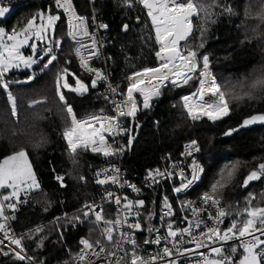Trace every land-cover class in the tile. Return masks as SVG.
I'll return each instance as SVG.
<instances>
[{
	"label": "snow or ice",
	"instance_id": "6c2138e0",
	"mask_svg": "<svg viewBox=\"0 0 264 264\" xmlns=\"http://www.w3.org/2000/svg\"><path fill=\"white\" fill-rule=\"evenodd\" d=\"M53 3L54 8L49 5L47 10L31 14L22 26L13 27L11 31L0 27V88L7 93L12 115L16 116V98L11 91H8L12 81L5 77L11 70L19 69L21 66L31 69L33 65L47 57L40 68L43 72L57 59L54 49L60 48L63 40L56 37L57 23L61 20V15L55 9L62 10L68 17L67 35L76 45L74 54L79 60L80 67L91 76L90 83H86L75 73H69L68 68H62L55 80L56 93L65 112L62 138L67 143L74 163H76L75 157L81 150L90 151L105 158L122 155L126 148L132 146L135 136L132 135L133 129L125 127L121 118H131L134 121L137 113L150 109L153 102L162 96V88L168 86L181 88L196 81L195 91L181 97L182 106L192 121L207 118L215 122L230 115V100L211 71L209 56L201 54L199 49H202L206 43L205 34L208 30L206 24L212 16L211 7H220L221 14H234L231 5L217 4V0H213L211 5L206 4L204 0H124L128 7H131L133 3H139L147 10L146 14L151 20L155 33V43L159 45V49L155 52L157 65L143 67L129 74L126 77L127 87L124 92L118 93V85L107 84V90L110 93L119 94L122 97L119 101L111 100L112 114H107L105 109H100L99 113L78 118L73 106L67 101L63 89L84 96L90 89H95L99 82L108 81V76L103 70L90 65V61L100 55V42L94 33L89 32L87 18L77 14L72 0H53ZM10 10L5 0H0V18L5 17ZM248 14L246 10V15ZM256 15L264 21V0H262L261 10ZM201 17L204 23L198 28L194 18ZM128 27V24L122 26L124 31H127ZM98 28L107 29L108 25L100 23ZM197 31H199L198 37H196ZM194 38L199 42L196 43ZM85 39L90 40L91 43L86 44ZM36 41L45 43L43 55L37 56L39 46ZM25 47L31 49V55L24 54L22 49ZM69 76L74 79V85L69 83ZM32 79L34 75L27 77L28 81ZM251 87L264 90V76L257 78ZM245 98H254L252 92L232 97L233 100ZM42 102V100L33 99L29 106ZM255 124H264V112L249 115L238 127L231 128L224 134L232 135L241 128ZM119 135H127V145L115 141V137ZM110 138H112L111 142ZM199 151L198 142L192 140L184 146V152L181 155L193 157V153ZM188 167L190 168L188 174H185L182 168L179 170L180 184L173 188L177 194L191 188L200 180L204 171L194 157ZM237 170L238 164H233L226 169V174L221 173V179L211 186V192H205L200 196L202 206H197L194 201L189 200L181 202V212L191 211V217L181 216V222L186 224L184 227H180L172 219L176 212L167 196L162 203L160 227L141 223V218L151 221L154 216L151 211L146 213L140 211L146 208L144 199L132 200L127 195L119 196L113 192H106L105 199L118 206L117 214L113 218L105 216L102 206L85 202L77 215L68 218L66 214L65 219L73 227L85 220L90 221L99 228L103 239L92 240L91 233L89 237H81L80 248L73 260L77 264H100V262L102 264H181L180 257L191 255L195 258H189L188 264H264V193L261 194V202H255L256 195L248 193L243 207L236 209V215L226 228H221L225 219L232 216L230 211L232 206L222 205L220 193L234 178ZM119 174L120 169L115 165L101 169L95 173V183L98 185L119 184L121 187L127 185L133 192H140L135 184L122 181ZM173 175L175 173L167 169L163 171L159 168L150 169L145 180L150 182L149 186H151V183L159 182L157 177L170 178ZM56 179L62 187L65 186L62 176H57ZM80 179L85 178L82 176ZM262 180H264V162L249 171L243 179L242 187L247 188L251 182ZM39 187L32 162L25 150L16 151L0 160V190H10L0 194V234H2L0 255L5 257L11 255L16 261H28L29 264L33 261L35 264H43L42 261H36L35 257L27 255L24 237L16 236L9 224V220L15 217L6 214V209L15 212L18 204L27 202L21 200V194L26 196L28 192ZM130 217L134 218V222L129 221ZM165 218H168L166 222ZM161 228L164 229L163 234H161ZM35 231L40 232L42 229L37 228ZM142 231H147L152 237L145 238L143 244L156 245L159 251L154 254L141 252L136 233ZM5 241H8L7 245ZM229 242H231L230 245ZM187 244L194 247H183ZM40 246H43L42 241ZM5 248H8V251H5ZM201 249H207V251H201Z\"/></svg>",
	"mask_w": 264,
	"mask_h": 264
},
{
	"label": "trees",
	"instance_id": "16d2710c",
	"mask_svg": "<svg viewBox=\"0 0 264 264\" xmlns=\"http://www.w3.org/2000/svg\"><path fill=\"white\" fill-rule=\"evenodd\" d=\"M10 2L19 3V6L1 20L8 29L22 26L26 18L39 8L47 10L49 5L54 8L53 0ZM73 2L79 13L90 14L94 7L107 21V32L112 40L109 48L112 55L110 71L115 81L122 82V89L127 84L125 77L131 71L157 64L155 52L159 45L155 43L151 20L142 5L133 3L128 7L124 0ZM204 2L213 4V0ZM217 4L231 5L234 14H221L220 7H211L212 16L206 24V43L199 52L209 55L212 71L230 100V115L215 122L207 118L192 121L182 106L181 97L196 87V81L181 88L165 87L152 107L140 113L137 122L140 134L132 146L126 148L122 162L127 175L141 179L148 170L161 165L163 155L176 158L184 139L197 137L204 171L192 192H211V186L221 179V173L226 174L227 168L238 164L234 178L220 193L225 207L232 206V216L226 218L223 224L227 227L236 215V209L243 207L248 193L256 195L255 202H261V194L264 193V180L251 182L247 188L242 187L249 171L264 162V124L242 128L229 136L223 135L239 126L249 115L264 112V90L251 87L257 78L264 76V21L256 15L261 10L262 0H217ZM60 15L56 34L68 26L65 15L62 12ZM194 23L199 28L204 23L203 18H194ZM124 24L129 26L127 31L122 28ZM198 36L199 31L196 33ZM54 54L57 59L43 72L40 68L47 57L35 65L36 73L31 81L18 80L28 76L30 71L13 69L6 75L5 79L12 81L8 91L16 98L17 115H12L7 93L0 88V160L13 152L25 150L40 185L39 189L28 192L26 196L21 194V200L27 202L18 204L15 212L10 211V216L15 218L10 219L9 224L24 237L26 252L43 264H74L73 256L78 250L80 238L89 237L90 233V238H95L99 236V231L88 220L71 226L65 215L71 218L80 209L66 213L67 203L81 205L94 197L98 185L90 177L86 180L80 177L88 175L90 167L105 160L100 155L81 150L75 157L76 167L65 175L64 188L56 179L59 175L48 166V157L60 145L54 131L64 128L65 124L63 105L56 93V75L62 68H68L69 73L74 71L86 83L91 80L80 67L74 54V43L69 37L60 48L54 49ZM69 79L74 83L71 76ZM245 92H252L254 98L232 99L234 95ZM64 94L80 116L102 108L109 109V105L98 98L96 88L90 89L84 96L67 89H64ZM33 99L43 102L30 107ZM6 191L0 190V193ZM37 228L42 231L36 232ZM0 264L25 263L16 261L10 255L0 259Z\"/></svg>",
	"mask_w": 264,
	"mask_h": 264
},
{
	"label": "built area",
	"instance_id": "2783aa9c",
	"mask_svg": "<svg viewBox=\"0 0 264 264\" xmlns=\"http://www.w3.org/2000/svg\"><path fill=\"white\" fill-rule=\"evenodd\" d=\"M5 2L7 4V6L10 7V9H11L10 12L19 6V3L10 2V0H5ZM25 3H28V1H25ZM72 3H73V6H74L77 14L87 18V24H88L89 32L94 33L97 37V40L100 42V49H99L100 55L98 57L94 58L92 61H90V65H91V67L99 68V69L103 70L108 76V81L99 82L96 89L98 92V98L103 99L109 105V109H106V108H102V109H105L107 114H112L113 105L111 104V100L119 101L122 99V97L119 94L113 95L112 93H110L107 90V84L111 83L113 86L118 85L119 86L118 93L124 92L126 90L127 84H126L125 88L122 89L121 88L122 82L121 81H115L113 79V75L110 71V66L112 64V55H111V52L109 51V48H110V45L112 44V40L110 39L109 34L107 32L108 28L107 29L98 28V24L104 23V24L108 25V23L100 14H98V12L96 11V9L94 7H92V12L90 14H82V13H79L77 11L73 0H72ZM60 11L63 13L62 10H60ZM64 15H65L67 22H68L67 15L66 14H64ZM6 30L11 31V29H8V28H6ZM68 30H69V28H68ZM72 42L74 43V49H75V47H76L75 42L74 41H72ZM84 42L86 44L91 43V41L88 39H85ZM205 54H207V53H205ZM77 60H78V58H77ZM78 63H79V60H78ZM156 65L144 66V67H155ZM141 68H143V67H141ZM141 68H137L133 71L139 70ZM133 71H131L129 74H131ZM211 71H212V67H211ZM88 75L90 76V74H88ZM126 77H125V79H126ZM217 83H219L218 80H217ZM195 88L190 90V91L185 92L183 95H187L190 92L195 91ZM105 97H109V99L106 100ZM206 98H210V97H206ZM99 110L100 109L93 111L91 113H88L86 115H83V116H80L77 113L76 114H77L78 118H82V117H85L89 114L99 113ZM142 111H139L137 113V116H136L134 121L131 118H121V121L125 127H131L133 129L132 135H134V136H135V133L137 130L138 117ZM62 131H63V128H62ZM62 131H61V135H62ZM111 139L112 138H110V142H111ZM127 139H128L127 135H119V136L115 137V141L117 143H122L124 145H127ZM61 140L67 146L66 141L63 138H61ZM192 140H196L198 142V145H199V140L197 137H189V138H186L183 140L179 155L176 158H171L167 155L162 156L161 165L157 166L153 169L159 168L162 171L167 169L168 171L175 173V175H173L170 178L169 177H165V178L157 177V180L159 182L158 183H151V186H149L150 182H147L145 180V177L147 174L144 177H142L141 179H135V178L127 175V173L124 169V166H123V162H122L124 153L118 157H112V158H105V157L100 155L105 161L101 164L93 165L92 167H90L89 171H88V175H86V174L83 175V177L85 178L84 180H86L87 178L90 177L95 182V179H96L95 173L97 171L104 169V168H111L112 165H115L116 167H118L120 169L119 175H120L121 180L127 181L128 183H131V184H135L140 189V192L139 193L133 192L131 188L127 187V185H125L124 187H121L119 184H111V183L106 184V185H98L97 184L99 187L97 193L94 195V197L92 199H90L86 202H90V203H94L96 205L102 206L104 208L105 216L108 218H113L117 214L118 206L115 205L113 202L109 201L108 199H105L106 192H113L119 196L127 195L129 197V199H132V200L144 199L146 201V208L141 209L140 211L145 212V213H146V211H151L154 213V216L152 217L151 221H147L145 218H141V223H143L145 225L150 223L152 225L160 227V225L162 223L160 220L162 203H163L164 197L167 196L168 200L173 204L174 210L176 212V215L172 219H174L180 227L186 226L185 223L181 222V216L182 215H188L189 217H191V211L185 210L184 212H181V202L184 200H189V201H194L197 206H202L199 198L203 193L208 192V191L192 192L193 188L195 187V185L198 182H196L191 188H189L185 192L177 194L173 191V188L175 186H179V184H180L179 170L181 168L184 169L185 174H188L190 172V168L188 167V165L191 164L193 157L201 165V160L199 158V152H194L193 157H185V156L181 155V153L184 152V146ZM199 148H200V146H199ZM60 158H66L67 160H69L70 163H74L73 160L68 158L66 155H61ZM173 165H175V167H173ZM109 174H111V173H109ZM63 178H64L63 183L65 185V176H63ZM62 188H64V186ZM84 203H82L81 205H77V204L70 205L67 203V210L65 212L67 213L68 211H74V210L81 209L82 206L84 205ZM221 203L223 206H225L222 199H221ZM10 211L11 210L6 209V214H8L9 216H10ZM167 219L168 218H165V222L167 221ZM205 219H206V216H205ZM129 221L134 222V218L130 217ZM10 227L16 236H18V237L21 236L20 232H18L13 226L10 225ZM221 228H226V227H224L222 224ZM98 231H99V236L92 238V240H95L97 238L103 239L100 236L99 228H98ZM163 233H164V229L161 228V234H163ZM0 237H2V234H0ZM82 237H84V236H82ZM145 238H149V239L152 238L147 233V231H142V232L136 233V239L140 245V250L142 253L154 254L155 252L159 251V247L156 245H152V244L144 245L143 241ZM104 242L107 243V241H104ZM5 244L7 245L8 241H5ZM230 244H231V242H229V245ZM125 247H130V246L125 245ZM183 247L192 248V247H194V245L187 244V245H184ZM226 247H228V246H226ZM79 248H80V245L78 247V250H79ZM5 251H8V248H5ZM201 251L206 252L207 249H201ZM119 254L122 255L123 253H119ZM27 255H29V254L27 253ZM3 257H5V256L0 255V259H2ZM174 258H175V256H174ZM189 258L194 259L195 257L191 256V255L189 257H180L181 264H188ZM238 258H239V253L237 254V259ZM24 263L29 264L28 261H24ZM32 264H35V261H33ZM74 264H77V262L74 261ZM100 264H102V262H100Z\"/></svg>",
	"mask_w": 264,
	"mask_h": 264
},
{
	"label": "rangeland",
	"instance_id": "374dc122",
	"mask_svg": "<svg viewBox=\"0 0 264 264\" xmlns=\"http://www.w3.org/2000/svg\"><path fill=\"white\" fill-rule=\"evenodd\" d=\"M40 10H44L42 8H39L38 10L36 11H40ZM57 13L61 14V11L60 10H55ZM10 13V12H9ZM8 13V14H9ZM36 13V12H34ZM6 14V16L8 15ZM5 16V17H6ZM5 17L3 18H0V27H4L6 29V25L3 24L1 22V20H3ZM17 27V26H16ZM67 32H68V26L64 27L62 32L56 34V37L57 38H62V40L64 41L65 39L68 38V35H67ZM36 43L38 44L39 46V51L37 53V56H40V55H43V49L45 48V43H42L40 41H36ZM22 51L24 52L25 55H31V49L28 48V47H25L24 49H22ZM36 65V64H35ZM35 65L32 66L31 69H25L23 68V66H21V68L17 69V70H22V71H30L31 73L29 75H34V73H36V69H35ZM73 73H75L73 71ZM76 74V73H75ZM28 75V76H29ZM77 75V74H76ZM22 77L18 80H22V81H26L27 80V77ZM78 76V75H77ZM69 83L73 84V82L70 81L69 79ZM64 91V89H63ZM62 128L63 127H60V128H57L56 131H54L55 135L59 138L60 140V145L54 149V151L51 153V155L48 157V166H50L51 170H54L57 175L59 176H65L67 171L70 170V169H73L76 167V163H70L69 160H67L66 158H60L61 155H66L68 158L72 159L73 160V157L70 155L69 151H68V148L67 146L65 145L64 142H62L61 138H62V135H61V131H62ZM14 153V152H13ZM12 154V153H11ZM10 155V154H9ZM8 156V155H7ZM29 157V156H28ZM30 160V158H29ZM63 173V174H62ZM37 176V175H36ZM38 180V178H37ZM7 191H10V190H7ZM6 192L4 193H0V194H5ZM70 205H74V204H70ZM68 212H71V211H68Z\"/></svg>",
	"mask_w": 264,
	"mask_h": 264
},
{
	"label": "water",
	"instance_id": "95a60500",
	"mask_svg": "<svg viewBox=\"0 0 264 264\" xmlns=\"http://www.w3.org/2000/svg\"><path fill=\"white\" fill-rule=\"evenodd\" d=\"M238 127V126H237ZM242 129V128H241ZM140 131H141V128H137V130H136V133H135V139H134V141L138 138V136H139V134H140ZM224 136H226L225 134H223ZM229 136V135H228Z\"/></svg>",
	"mask_w": 264,
	"mask_h": 264
}]
</instances>
